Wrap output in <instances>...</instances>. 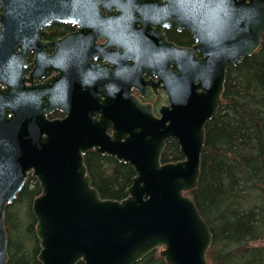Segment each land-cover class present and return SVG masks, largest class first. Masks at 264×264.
<instances>
[{"label": "water", "instance_id": "water-1", "mask_svg": "<svg viewBox=\"0 0 264 264\" xmlns=\"http://www.w3.org/2000/svg\"><path fill=\"white\" fill-rule=\"evenodd\" d=\"M170 20L195 36L193 48L167 40ZM53 22L80 29L44 40L39 29ZM263 33L264 0H0V264L5 209L29 173L42 190L32 205L41 264H134L158 249L167 264H209L213 235L185 192L199 182L226 67L255 53ZM47 73L46 86H31ZM127 73L129 86H115ZM145 73L166 83L150 86L168 96L160 116L133 93L145 95ZM56 111L64 116L50 118ZM173 140L185 159L162 163ZM92 150L136 170L125 199H102L92 185L84 162Z\"/></svg>", "mask_w": 264, "mask_h": 264}, {"label": "trees", "instance_id": "trees-1", "mask_svg": "<svg viewBox=\"0 0 264 264\" xmlns=\"http://www.w3.org/2000/svg\"><path fill=\"white\" fill-rule=\"evenodd\" d=\"M68 30V26L54 24L49 38ZM168 35L180 45L192 41L187 31ZM205 134L199 182L186 194L196 203L213 235L208 262L264 264V33L255 53L228 66L222 104L207 121ZM184 158L177 140L166 143L162 163ZM84 162L102 199L121 201L128 196L137 175L129 163L94 150L85 154ZM41 192L39 181L30 173L17 198L6 206V264H41L37 219L32 211L33 201ZM134 264L167 262L156 250Z\"/></svg>", "mask_w": 264, "mask_h": 264}, {"label": "flooded vegetation", "instance_id": "flooded-vegetation-1", "mask_svg": "<svg viewBox=\"0 0 264 264\" xmlns=\"http://www.w3.org/2000/svg\"><path fill=\"white\" fill-rule=\"evenodd\" d=\"M54 24H60V25L68 26L69 27V30L66 31L64 34H61L60 36H57L55 38H53V37H50L49 38V33L51 32L50 29L53 27ZM78 29L79 28L77 26H74V25H71V24L54 22V23H52L51 25H49L45 29L46 35H45L44 39L47 40V41H57V40L65 37L68 34H73V33L77 32ZM162 31L164 32L167 40L169 42L174 43L177 46H182V47H187V48H193L196 45V38H195V36L188 29L179 27L177 20H170L167 23H164L163 26H162ZM183 31H187L191 35V39H192L191 44H188V45H180V44L176 43L175 41L171 40L170 37H169V35H168V34H170V35H172V34H175V35L176 34H181ZM97 42L101 44V43L105 42V40L100 39ZM46 51L48 52V54H52L53 51H54V48H52V47L51 48H47ZM120 52H122V51L120 50ZM195 55H196V57H197L198 60L204 59V54L202 52H197L196 51L195 52ZM33 56L34 55H33L32 52H29L27 54V62H26V67L24 69V73L26 75H29V73L33 69L32 66H31V61H32V57ZM89 63L90 64H99V65H105V64H107L106 61H104L103 59H99V60L90 59L89 60ZM131 63H132V61H129L128 62V64H131ZM110 66H114V65L113 64H110ZM228 66H227V68H228ZM227 68H226V72H227ZM171 73H172V75H175V76L179 73V71H178V69H177V67L175 65H172L171 66ZM51 76H52V74L47 73L41 80H35V82L31 86H46L45 82ZM129 80L130 79H129V74L128 73H127V75H122L120 77V84H117L115 86H129ZM67 86H70V84H68ZM131 86H135V85L132 84ZM140 86H166V83H164V82L158 83L156 76H154V75H152L150 73H145L143 75L142 85H140ZM159 90H162V89H159ZM159 90H158V93H155L152 90L151 87H148L147 88V93L145 95H143V96L140 95V93L136 89L133 90V93L139 95L140 98L142 99V101L152 103L153 106H154V109H155L156 114H158V108L161 105L164 104L162 101H160L158 99Z\"/></svg>", "mask_w": 264, "mask_h": 264}, {"label": "rangeland", "instance_id": "rangeland-1", "mask_svg": "<svg viewBox=\"0 0 264 264\" xmlns=\"http://www.w3.org/2000/svg\"><path fill=\"white\" fill-rule=\"evenodd\" d=\"M158 99L162 101L164 104H168V97L165 92L159 90Z\"/></svg>", "mask_w": 264, "mask_h": 264}, {"label": "bare ground", "instance_id": "bare-ground-1", "mask_svg": "<svg viewBox=\"0 0 264 264\" xmlns=\"http://www.w3.org/2000/svg\"><path fill=\"white\" fill-rule=\"evenodd\" d=\"M45 29H46V28H44V29L41 28V29H39V32H40V33L42 32V33L46 34ZM226 68H227V67H226ZM45 84H46V82H45Z\"/></svg>", "mask_w": 264, "mask_h": 264}]
</instances>
